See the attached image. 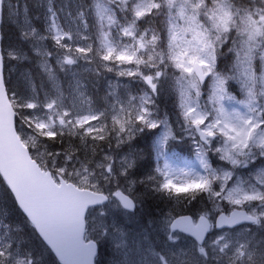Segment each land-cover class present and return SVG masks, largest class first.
<instances>
[{
    "label": "snow or ice",
    "instance_id": "6c2138e0",
    "mask_svg": "<svg viewBox=\"0 0 264 264\" xmlns=\"http://www.w3.org/2000/svg\"><path fill=\"white\" fill-rule=\"evenodd\" d=\"M32 7L0 0V264H264V0Z\"/></svg>",
    "mask_w": 264,
    "mask_h": 264
},
{
    "label": "rangeland",
    "instance_id": "374dc122",
    "mask_svg": "<svg viewBox=\"0 0 264 264\" xmlns=\"http://www.w3.org/2000/svg\"><path fill=\"white\" fill-rule=\"evenodd\" d=\"M23 2H24V0H23V1L21 0V4H23ZM12 3L15 4V3H16V0H12ZM27 3H28V2H27ZM34 3H35V0H32L31 4L29 5V8L31 9V11H32L33 13H35V12L37 11L36 8L32 7V6L34 5ZM40 11H42V10H40ZM6 17L9 18V14H8V13H6ZM147 26H148L147 24H145V25H141V26H140V30L143 31V29H144L145 27H147ZM53 63H55V61H53ZM12 65H13V67H12V74H11V76H12V82H13V78H14V81L17 82L18 79H19V77H20V74L23 72V70H19V69L22 68V67L15 66V62H13ZM26 65H28V67H30L29 70L32 69L31 72L33 73L34 76H36L37 83H39L41 79H44V78H45V77H43V74L41 73V70H40L38 67H36V58H33V59L31 60V62H30V63L28 62V64H26ZM18 68H19V69H18ZM75 71L79 73V76H80V78H81L82 80H83V79H86V78H89V79H90V77L87 75V72L84 71L82 68H81V69H76ZM35 72H37V75H35ZM13 75H14V76H13ZM85 76H87V77H85ZM90 80H91V79H90ZM106 83H107V82L104 81V80H101V81H100V84H99V87H100V88H99V91H98V92H94L93 88H92L91 86H89V93H90L91 95H93V96L95 97V99H96L98 102H100L101 104H102V98H103L104 93H105V91H106ZM91 84H92V83H90L89 85H91ZM234 94L237 96V99H243V96L239 94L238 87H237V89L234 91ZM167 97H168V96H167ZM167 104L170 105V107H168V108H166V109H164V110H162V109L160 108V109H161V113H163V112L166 111V110H171V108H172V101H171L170 99L167 101ZM150 140H151V138H149L148 140H146L145 143H150ZM185 149H186L187 152H189V156L185 154V152H184ZM176 150H177V151L180 153V155H181L184 159H186V160H192V159L195 158V154H194V152L191 151L190 148H189L188 146H183V145H182V146H180L179 148H177ZM214 166H215V165H214ZM229 210H230V208H227V207H226V211H229ZM247 229H251V228H250V227H247V226H244V227H241V228H239V229H236L234 232H235V234H237V235H241V236H242V235H244V231L247 230ZM251 232L259 234V229H258V228H252V229H251ZM109 259H110V255H107V256H106V261H108ZM106 264H107V263H106Z\"/></svg>",
    "mask_w": 264,
    "mask_h": 264
},
{
    "label": "trees",
    "instance_id": "16d2710c",
    "mask_svg": "<svg viewBox=\"0 0 264 264\" xmlns=\"http://www.w3.org/2000/svg\"><path fill=\"white\" fill-rule=\"evenodd\" d=\"M27 2H28V5H30L31 2H32V0H27ZM2 30L4 32V36H5V41L6 42L9 39H15V36L17 35L16 28L13 25V23L11 22L10 18H8V17L3 18V21H2ZM33 58H35V57H32V59ZM26 64H28V62H24V63H22L20 65H15V66L22 67V68H20V69L18 68V69L24 71L25 69H30V67H28V65H26ZM12 67H13V65H6V67H5V75L6 76L9 75V68H12ZM31 71H32V69H31ZM11 74H12V72H11ZM35 75H37V72H35ZM87 75L91 79L90 80L89 78H86V80L90 84V83H92L95 80V77L92 76L90 73H88ZM85 77H87V76H85ZM11 79H12V76H11ZM15 83L16 82L14 81V78H13V84H15ZM89 86H91V85H89ZM168 100H169V97H167V95H164L158 101V103L160 105V108L162 110L170 107V105L167 104V101ZM141 146H143V144ZM141 192H143V188L140 187V186H137L136 193L139 194ZM146 203H147V205H151L153 203H156V201L150 199ZM8 205H9V199L6 198V194L4 192V189H3L2 186H0V209H3V208H5ZM161 207H163V205H161ZM182 214H189V213L185 212V213H182ZM13 219L18 221L19 220V216L18 215H13ZM131 227H132L133 231H136L137 230L136 227H135V225H132ZM153 239H155V237H153ZM110 251H111L110 248H108V249H101V255H100V257H98V259H100L103 262V264H106L107 263L106 256L107 255H110ZM45 260L46 261L48 260L47 256L45 257Z\"/></svg>",
    "mask_w": 264,
    "mask_h": 264
},
{
    "label": "water",
    "instance_id": "95a60500",
    "mask_svg": "<svg viewBox=\"0 0 264 264\" xmlns=\"http://www.w3.org/2000/svg\"><path fill=\"white\" fill-rule=\"evenodd\" d=\"M244 223H247V222H242V224H244ZM241 225V224H240ZM237 226H239V225H237ZM234 227H236V226H234Z\"/></svg>",
    "mask_w": 264,
    "mask_h": 264
}]
</instances>
